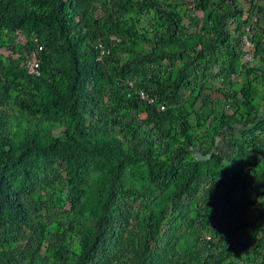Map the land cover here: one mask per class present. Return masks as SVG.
<instances>
[{
	"label": "trees",
	"instance_id": "1",
	"mask_svg": "<svg viewBox=\"0 0 264 264\" xmlns=\"http://www.w3.org/2000/svg\"><path fill=\"white\" fill-rule=\"evenodd\" d=\"M3 49L0 264H264V0H0Z\"/></svg>",
	"mask_w": 264,
	"mask_h": 264
},
{
	"label": "bare ground",
	"instance_id": "2",
	"mask_svg": "<svg viewBox=\"0 0 264 264\" xmlns=\"http://www.w3.org/2000/svg\"><path fill=\"white\" fill-rule=\"evenodd\" d=\"M25 57L26 59L24 61L25 63L24 65H25V68L27 69L28 74L34 77H38L39 76V72H38L39 61L37 60L35 54L30 53L28 55H25ZM141 94L142 93H140V95Z\"/></svg>",
	"mask_w": 264,
	"mask_h": 264
},
{
	"label": "built area",
	"instance_id": "3",
	"mask_svg": "<svg viewBox=\"0 0 264 264\" xmlns=\"http://www.w3.org/2000/svg\"><path fill=\"white\" fill-rule=\"evenodd\" d=\"M254 21H255V17L253 16L249 25L247 27H245L246 36H244L243 41H244V45H245V51H247L248 54H246L245 58L243 59V62L249 61L251 58V56L249 54V42H248L247 36L249 34L250 27ZM140 97L142 99L146 100L149 104H153V101L151 99H148L145 95L141 94Z\"/></svg>",
	"mask_w": 264,
	"mask_h": 264
},
{
	"label": "water",
	"instance_id": "4",
	"mask_svg": "<svg viewBox=\"0 0 264 264\" xmlns=\"http://www.w3.org/2000/svg\"><path fill=\"white\" fill-rule=\"evenodd\" d=\"M189 150L191 151L193 157H194V158L196 159V161H198V162H201V161L206 162V161H208V160L210 159V157L213 156V153L210 154V155H208V156L203 155V154H201L200 152L194 150V149L191 148V147L189 148Z\"/></svg>",
	"mask_w": 264,
	"mask_h": 264
},
{
	"label": "rangeland",
	"instance_id": "5",
	"mask_svg": "<svg viewBox=\"0 0 264 264\" xmlns=\"http://www.w3.org/2000/svg\"><path fill=\"white\" fill-rule=\"evenodd\" d=\"M186 1H189V0H185V2H186ZM190 1H191V0H190ZM196 15L199 16V17L201 16V14H199V13H196ZM0 53H1L2 55H4V56L8 55V52L5 51L4 49L1 50ZM16 57H17V56H14V58H16ZM233 79L238 80L239 78H236L235 76H233ZM143 118H144V115H140V116H139V120H141V119H143Z\"/></svg>",
	"mask_w": 264,
	"mask_h": 264
},
{
	"label": "clouds",
	"instance_id": "6",
	"mask_svg": "<svg viewBox=\"0 0 264 264\" xmlns=\"http://www.w3.org/2000/svg\"><path fill=\"white\" fill-rule=\"evenodd\" d=\"M249 54H250V56H251L250 50H249ZM245 62H246V61H245ZM242 63H244L243 60H242ZM232 78H233V77H232ZM233 80H235V79H233Z\"/></svg>",
	"mask_w": 264,
	"mask_h": 264
}]
</instances>
